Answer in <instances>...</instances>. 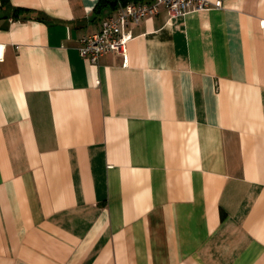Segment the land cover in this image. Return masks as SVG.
<instances>
[{
    "label": "crops",
    "instance_id": "obj_1",
    "mask_svg": "<svg viewBox=\"0 0 264 264\" xmlns=\"http://www.w3.org/2000/svg\"><path fill=\"white\" fill-rule=\"evenodd\" d=\"M99 1L0 0V264H264V0Z\"/></svg>",
    "mask_w": 264,
    "mask_h": 264
},
{
    "label": "built area",
    "instance_id": "obj_2",
    "mask_svg": "<svg viewBox=\"0 0 264 264\" xmlns=\"http://www.w3.org/2000/svg\"><path fill=\"white\" fill-rule=\"evenodd\" d=\"M162 6L167 8L171 18L185 14L189 9L203 10L221 7V0L118 2L115 9L101 20L97 31L80 36L77 45L79 54L93 63L106 52H115L127 58V44L133 37L131 26L138 24L142 18L157 13Z\"/></svg>",
    "mask_w": 264,
    "mask_h": 264
},
{
    "label": "trees",
    "instance_id": "obj_3",
    "mask_svg": "<svg viewBox=\"0 0 264 264\" xmlns=\"http://www.w3.org/2000/svg\"><path fill=\"white\" fill-rule=\"evenodd\" d=\"M130 0H100L97 4V11H102L103 9H112L116 7L118 2L124 3Z\"/></svg>",
    "mask_w": 264,
    "mask_h": 264
}]
</instances>
